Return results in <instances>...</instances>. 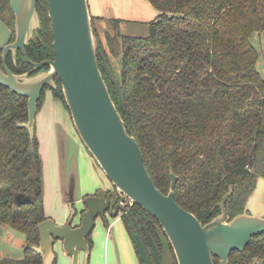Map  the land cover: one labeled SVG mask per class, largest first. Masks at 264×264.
<instances>
[{"label": "trees", "instance_id": "16d2710c", "mask_svg": "<svg viewBox=\"0 0 264 264\" xmlns=\"http://www.w3.org/2000/svg\"><path fill=\"white\" fill-rule=\"evenodd\" d=\"M149 1L159 15L149 23L142 43L120 32L121 20H108L121 37L120 42L105 33L110 53L123 54L121 75L107 62L125 103L102 66L107 55L99 42L103 75L158 189L169 192L174 172L179 176L177 202L206 224L221 213L217 204L233 187L226 203L230 220L244 211L258 178L264 177V77L258 69L261 52L252 43L254 33H264V0ZM0 7L10 12V0H0ZM37 11L41 23L27 54L41 62L54 58V36L49 8L37 2ZM57 84L51 88L69 111L59 79ZM28 118V98L0 85V235L4 228L22 233L28 252L0 264H43L33 249L40 242L38 224L47 218L41 143L36 128L31 136L22 126ZM19 193L29 194L32 201L17 204ZM122 219L131 234L148 230L161 260L166 240L173 250L158 220L140 205H130ZM230 264H264V233L253 237L244 252L233 251Z\"/></svg>", "mask_w": 264, "mask_h": 264}, {"label": "water", "instance_id": "95a60500", "mask_svg": "<svg viewBox=\"0 0 264 264\" xmlns=\"http://www.w3.org/2000/svg\"><path fill=\"white\" fill-rule=\"evenodd\" d=\"M37 2L11 0L10 7L16 16V39L13 42L12 31L0 19V51L4 49L5 60L0 68V85L28 98L29 118L22 126L34 136L39 101L46 86L56 87L54 79L57 77L80 138L116 188L109 193L106 188H101L96 194L86 196L84 204L87 208L81 224L73 227L77 210L73 207L75 186H70L71 214L67 222L58 224L54 219L46 218L38 224L40 242L33 249L42 256L43 264L55 263L56 240L62 242L64 252L71 256V264H81L82 254L88 264L91 254L88 237L95 228L96 219L104 217L108 210L113 217L118 216L119 210L124 211L129 201L140 205L158 220L178 264H216L215 258L220 264H230L233 251L244 252L253 237L264 233V177L258 178L242 213L228 219L226 203L233 195V187H230L217 204L221 213L206 224L177 202L175 192L179 176L174 172H171L169 192H161L103 75L89 0H47L54 36V58L43 62L27 60L34 70L49 66L48 71L18 75L7 66L9 51L20 49L25 54L26 43L40 27ZM102 66L125 103L124 90L105 57ZM15 201L22 205L31 202L32 197L19 193ZM135 239L145 264H152L140 236L136 235ZM149 239L157 254V262L161 264L157 248L151 237Z\"/></svg>", "mask_w": 264, "mask_h": 264}, {"label": "rangeland", "instance_id": "374dc122", "mask_svg": "<svg viewBox=\"0 0 264 264\" xmlns=\"http://www.w3.org/2000/svg\"><path fill=\"white\" fill-rule=\"evenodd\" d=\"M89 2L93 10L97 11V0H89ZM135 3L138 6L137 13L128 15L127 19L130 22H125L126 25L121 26L120 32L132 35L134 43L137 44L138 41L142 43L141 40L148 37L149 23L158 17L159 11L149 0H136ZM38 5L44 9L48 8L46 0H38ZM3 12L5 16L8 15L7 10H3ZM91 15L94 34L98 41V52L104 50L107 55L106 60L108 59L116 74L120 76L123 66V54L114 55L110 53L105 33L111 34L113 39L119 38L120 42L121 37H117L112 31L108 20L99 19L92 12ZM99 42L104 46L101 50H99ZM252 43L261 52L258 69L264 77V33L258 35L254 33ZM140 49L144 50L145 47L141 45ZM121 50H123V47H121ZM45 71H48V69H45ZM54 80L57 87V80ZM42 96L41 107L36 119V130L41 143L40 155L42 159L45 213L47 218H52L58 224H62L71 214L69 199L71 198L70 186L72 184L75 186L73 207L79 212L83 208L82 201L86 196L101 188L110 187L112 182L80 138L72 116L62 100L55 96L50 86L44 89ZM109 220L112 225L108 228L101 217L96 219V225L91 236L94 241L89 259L92 262L91 264H106L107 251L110 252L113 245L117 246L120 251V264H141L137 247L125 226L121 214ZM77 221L76 217L74 222ZM108 229H110V241L108 240L107 244ZM25 244V237L22 233L11 228H4L0 235V260L4 258H23L28 253L25 250ZM166 246L163 251L162 264H178L174 250L169 244L167 245V240ZM54 251L56 264H71V256L64 252L60 241L55 243ZM84 257L85 255L82 254L81 264H86Z\"/></svg>", "mask_w": 264, "mask_h": 264}, {"label": "flooded vegetation", "instance_id": "af4514ba", "mask_svg": "<svg viewBox=\"0 0 264 264\" xmlns=\"http://www.w3.org/2000/svg\"><path fill=\"white\" fill-rule=\"evenodd\" d=\"M11 2V1H10ZM11 8V7H10ZM8 12V15L7 16H5L4 15V12H3V10L1 9V7H0V19L2 20V21H4V23L10 28V30L12 31V34H13V38H12V41L11 42H13L15 39H16V29H15V24H16V16H15V14H14V12L12 11V9H11V11L9 12V11H7ZM34 37H32L30 40H29V42H27L26 43V45H25V54L20 50V49H13V50H10L9 51V53H8V56H7V59H6V64H7V66L14 72V73H16V74H18V75H21V74H27V73H30L29 75H35V74H37V73H39V72H41V71H43L42 70V68H40V69H38V70H34V67H33V65L30 63V62H28V60H27V58H29V56H28V54H27V48H28V46L31 44V41H32V39H33ZM30 59V58H29ZM31 60V59H30ZM48 60V59H47ZM31 61H33V60H31ZM45 61V60H44ZM34 62H36V61H34ZM41 62H43V61H41ZM4 63H5V60H4V49H2L1 51H0V68H3V66H4ZM50 69V68H49ZM48 69V70H49ZM18 71V72H17ZM56 80L58 79L57 77L55 78ZM2 86V85H1ZM47 87V86H46ZM51 87V86H50ZM8 89V88H7ZM10 90V89H9ZM15 93V92H14ZM106 189L108 190V192L107 193H109V192H112V191H116V188L114 187V185L111 183L110 184V187H106ZM98 191V190H97ZM97 191H95L93 194H96L97 193ZM92 195V194H91ZM82 204H83V208H82V210L81 211H77L76 212V215H75V218H74V220L76 219V217H77V222H74L73 221V224H72V226L73 227H77V226H79L80 224H81V221H82V214H83V212L86 210V205L84 204V199H83V201H82ZM130 205H132V202L131 201H129V203H128V205H127V207H126V209L124 210V211H122V210H119V214L118 215H120L121 214V217L123 216V214L126 212V210L129 208V206ZM78 214V215H77ZM113 216L111 215V211L110 210H108L107 212H106V215L104 216V217H101L102 219H103V221H104V224H106L107 225V227L109 228V227H111V225H112V222L110 223V218H112ZM68 220V219H67ZM67 220L65 219V221L64 222H62V224H64V223H66L67 222ZM136 232H134V233H130L129 231V234L131 235V237H132V239H134L135 240V242H136V239H135V236L136 235H139L140 236V238H141V240L143 241V243H144V245H145V247H146V250H147V253H148V255H149V257H150V260H151V262H152V264H157L158 262H157V254L154 252V250H153V248H152V246H151V242H150V239H149V237H151V241H152V243H154L155 244V246H156V248H157V251H158V257H159V261H160V263L162 264L163 262H162V260H161V254H160V251H159V248H158V246H157V244L154 242V239L152 238V236L149 234V232H148V230L144 227V229H143V231L141 230V228L139 229L138 228V230H135ZM134 237V238H133ZM57 241H60V240H56V242ZM55 242V243H56ZM61 242V241H60ZM134 242V241H133ZM135 242H134V244H135ZM62 243V242H61ZM136 244H137V242H136ZM136 244H135V246H136ZM137 247H138V245H137ZM138 249V248H137ZM139 250V249H138Z\"/></svg>", "mask_w": 264, "mask_h": 264}, {"label": "crops", "instance_id": "0c3cea01", "mask_svg": "<svg viewBox=\"0 0 264 264\" xmlns=\"http://www.w3.org/2000/svg\"><path fill=\"white\" fill-rule=\"evenodd\" d=\"M135 1L136 0H97V5H98L97 11L93 10L90 2L89 5L92 14L95 17L102 20H110L111 18L119 19L122 21V25H124L125 22H130L128 21L129 19H127L129 17L128 15L137 13L138 6L136 5ZM108 230L109 233L106 239L107 244H108V240L110 241V237H109L110 229ZM109 253H111L110 255L112 256V259L110 256V261H109ZM120 256L121 254L118 247L113 245L111 251L110 252L107 251L106 260H105L106 264H120ZM91 263L92 262L90 260L89 264Z\"/></svg>", "mask_w": 264, "mask_h": 264}]
</instances>
